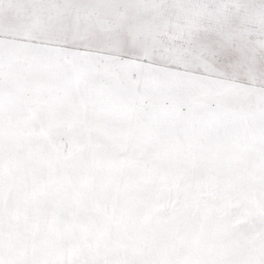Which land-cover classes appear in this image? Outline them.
<instances>
[{"label":"snow or ice","instance_id":"obj_1","mask_svg":"<svg viewBox=\"0 0 264 264\" xmlns=\"http://www.w3.org/2000/svg\"><path fill=\"white\" fill-rule=\"evenodd\" d=\"M0 264H264V0H0Z\"/></svg>","mask_w":264,"mask_h":264}]
</instances>
